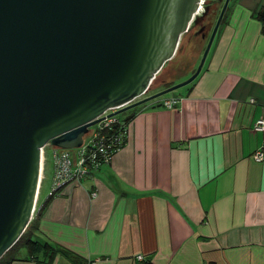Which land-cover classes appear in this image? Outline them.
<instances>
[{
	"label": "crops",
	"instance_id": "crops-1",
	"mask_svg": "<svg viewBox=\"0 0 264 264\" xmlns=\"http://www.w3.org/2000/svg\"><path fill=\"white\" fill-rule=\"evenodd\" d=\"M261 8L230 0L177 105L127 110L110 163L51 198L37 233L75 256L52 264H264ZM21 249L10 264H37Z\"/></svg>",
	"mask_w": 264,
	"mask_h": 264
},
{
	"label": "water",
	"instance_id": "water-1",
	"mask_svg": "<svg viewBox=\"0 0 264 264\" xmlns=\"http://www.w3.org/2000/svg\"><path fill=\"white\" fill-rule=\"evenodd\" d=\"M200 0H0V259L33 217L41 149L79 147L107 110L140 106L200 73L230 0L222 3L196 70L151 95ZM206 2V0H205Z\"/></svg>",
	"mask_w": 264,
	"mask_h": 264
},
{
	"label": "built area",
	"instance_id": "built-area-1",
	"mask_svg": "<svg viewBox=\"0 0 264 264\" xmlns=\"http://www.w3.org/2000/svg\"><path fill=\"white\" fill-rule=\"evenodd\" d=\"M204 4L205 0H200L194 17L204 11ZM178 102L179 98L173 96L161 99V104L167 108L176 106ZM114 111V109L107 110L99 117L98 122L88 129L79 147L62 149L48 143L41 149V175L37 199L48 161L47 149L50 150L52 161L51 184L47 198L59 195L65 186L80 183L110 163L112 155L123 146L127 137V124L117 118V114H113ZM253 130L264 134L263 118L256 120ZM252 157L256 161L263 160L264 147H259ZM91 195L94 196L95 192ZM136 257L141 262L145 261L142 255Z\"/></svg>",
	"mask_w": 264,
	"mask_h": 264
},
{
	"label": "trees",
	"instance_id": "trees-1",
	"mask_svg": "<svg viewBox=\"0 0 264 264\" xmlns=\"http://www.w3.org/2000/svg\"><path fill=\"white\" fill-rule=\"evenodd\" d=\"M206 2L208 4L212 3L211 5L208 6L207 13H206L205 18L203 20V22L205 24V30L204 31L207 34L206 38L202 39V38H200L199 35H197V36L195 35V31L198 30V26L200 24H198L197 26H195V24H191L189 30L185 34H183L182 38H181V43L182 44L185 43L186 47L188 45L193 46V43H194L193 48L197 47V50L200 53V56L197 60V65H198L200 58L202 56V53L205 49L206 43L208 41V36L211 33L213 25L217 19V16L219 14L221 7H222V3L211 2V0H206ZM255 17H256V19H258L261 22L262 33H264V8L259 9V11L256 13ZM203 22H201V23H203ZM197 65H196V67H197ZM196 67L193 69V71L190 74H188V77L194 73V71L196 70ZM156 80H157V76L155 77L153 82ZM173 84H176V83H173ZM173 84L166 85V86L162 87L161 89L156 90L155 92L160 91L162 89H165V88H167ZM164 97H168V96H163V98ZM144 105L145 104H142V105L138 106L137 108L142 107ZM135 108L136 107H134L133 109H135ZM132 116H133V114H129L127 117H125L123 122L125 124H128V122L130 121ZM51 198H53V197L46 198V200L40 205V207H38V209H35V211L33 213V217L30 220L27 228L25 229V231L23 232V234L21 235L19 240L0 259V264H10L11 261H13L14 259H17L15 257V253L17 251H19L21 248H24L26 250L27 258L35 260L37 262V264H52L54 257L56 255L63 256L65 258L71 260L72 262L74 261L73 258H75V256H73V254H71V252H69L68 250H66L65 248H63L59 245L53 244V243L47 241L46 239H43L37 233L39 231V222H40L41 216L43 214L44 209L48 205V202L51 200Z\"/></svg>",
	"mask_w": 264,
	"mask_h": 264
},
{
	"label": "rangeland",
	"instance_id": "rangeland-1",
	"mask_svg": "<svg viewBox=\"0 0 264 264\" xmlns=\"http://www.w3.org/2000/svg\"><path fill=\"white\" fill-rule=\"evenodd\" d=\"M206 3L207 2H205L204 6L207 5ZM205 36H207V34ZM193 46L188 45L186 47L185 43L182 44L180 39V43L175 55L170 61L166 62L163 68L159 71V73L157 74V80L151 84L150 91L140 96L136 100L151 95L153 94V92L155 93L156 90H159L166 85L179 83L186 80L188 74H190L193 71V69L196 67L197 60L200 56L197 47L193 48ZM184 88H185L184 86L180 87L172 92L165 94L164 96H170L171 94H176L178 92L183 91ZM127 114H128L127 111H123L117 114V118H119L120 120H124ZM47 154H48V161L46 163L44 178L42 180L41 188L39 190L36 209H38V207H40V205L46 200L50 190L51 176H52V161H51V157H50L51 155L49 149H47Z\"/></svg>",
	"mask_w": 264,
	"mask_h": 264
},
{
	"label": "flooded vegetation",
	"instance_id": "flooded-vegetation-1",
	"mask_svg": "<svg viewBox=\"0 0 264 264\" xmlns=\"http://www.w3.org/2000/svg\"><path fill=\"white\" fill-rule=\"evenodd\" d=\"M211 2H213L212 0H211ZM207 5V9H208V6L209 5H211V4H208V3H206ZM204 18H205V16L200 20V21H197L196 23H195V26H197L198 24H200L199 26H198V30H196L195 31V35L197 36V35H199L200 36V38H202V39H204V37H206L205 35H206V33H205V24H204V22H203V20H204ZM201 22H203V23H201Z\"/></svg>",
	"mask_w": 264,
	"mask_h": 264
}]
</instances>
